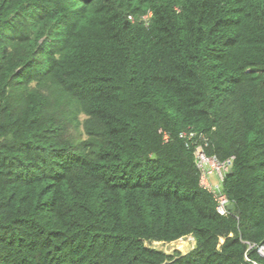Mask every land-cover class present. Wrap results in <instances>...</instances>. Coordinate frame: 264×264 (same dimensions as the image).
Instances as JSON below:
<instances>
[{
    "label": "trees",
    "instance_id": "1",
    "mask_svg": "<svg viewBox=\"0 0 264 264\" xmlns=\"http://www.w3.org/2000/svg\"><path fill=\"white\" fill-rule=\"evenodd\" d=\"M200 134L235 157L226 215L199 184ZM188 236L185 254L152 246ZM249 242L264 0H0V264H250Z\"/></svg>",
    "mask_w": 264,
    "mask_h": 264
},
{
    "label": "built area",
    "instance_id": "2",
    "mask_svg": "<svg viewBox=\"0 0 264 264\" xmlns=\"http://www.w3.org/2000/svg\"><path fill=\"white\" fill-rule=\"evenodd\" d=\"M131 19V17H129ZM181 137H185L186 133L182 132L180 134ZM195 136V134L190 131L188 133V141L190 139H192ZM164 140L167 141L168 140V135L164 134ZM190 143H188L187 141L185 142V146L189 147ZM204 145H207L206 142V138L204 137L203 134H200L197 138V140L195 141V157H196V166L199 170V174H200V182L201 184H203L206 188L210 189L211 186L207 180V175L212 173L213 171L216 172L218 174V176L222 179L223 177V172L227 170L228 166L231 164L232 160H233V156H231L230 158L219 162L217 161V159L214 156H207L204 150ZM225 202L226 199L225 198H220L219 201V205L217 206V210L220 214L225 215L228 211L225 207ZM249 250H256L257 253L264 258V242L257 244V243H248L247 244V249L244 255V259L248 262H250L251 264H259L257 261L251 260L248 256V251Z\"/></svg>",
    "mask_w": 264,
    "mask_h": 264
},
{
    "label": "bare ground",
    "instance_id": "3",
    "mask_svg": "<svg viewBox=\"0 0 264 264\" xmlns=\"http://www.w3.org/2000/svg\"><path fill=\"white\" fill-rule=\"evenodd\" d=\"M182 132H180V134H181ZM186 133V136L188 137V133L189 132H185ZM194 134H195V132H193ZM164 134H166V133H164ZM180 134H179V137H181L180 136ZM168 135V134H167ZM163 138H164V135H163ZM181 138H183V137H181ZM164 140V139H163ZM165 141V140H164ZM169 141V135H168V140L167 141H165V142H168ZM194 151H195V146H194ZM206 153V152H205ZM195 155V154H194ZM207 155V154H206ZM207 156H209V157H211L210 155H207ZM233 157H234V155H232ZM231 157V156H230ZM230 157H228V158H230ZM228 158H226V159H228ZM235 158V157H234ZM234 158H233V160H234ZM217 159V158H216ZM226 159H224V160H226ZM224 160H222V161H224ZM233 160H232V162H233ZM196 157H195V165H196ZM217 161H219L218 159H217ZM222 161H219V162H222ZM232 162H231V164H232ZM231 164L228 166V168H227V170L226 171H224L223 172V177H222V179L218 176V174L216 173V172H212V173H210V174H208L207 175V180H208V182H209V184H210V186H211V188L210 189H208V188H206L203 184H201V182H200V174H199V184L201 185V187L202 188H204V189H206L208 192H210V193H212L213 194V197H214V199L216 200V202H217V206L219 205V201H220V198H225L226 199V202H225V207H226V209H227V211H229V209H228V207H227V205L229 204V203H231V202H229L228 201V199H227V197L225 196V194H223L222 193V187H221V183H222V181H223V179H224V174L226 173V172H228V169L231 167ZM196 168H197V166H196ZM197 170H198V168H197ZM232 170V169H231ZM198 173H199V170H198ZM211 174H215L216 175V178H217V180H218V183H214L213 185L210 183V181H209V175H211ZM219 189V191H217ZM216 209H217V207H216ZM217 212H218V210H217ZM219 213V212H218ZM228 213V212H227ZM226 213V214H227ZM220 214V213H219ZM225 214V215H226ZM222 215V214H221ZM188 238H191L192 240H193V244H195V239L192 237V236H188ZM250 243V242H249ZM261 243H263V242H261ZM258 244H260V243H258ZM256 251V250H255ZM256 253H257V251H256ZM258 254V253H257ZM259 255V254H258ZM260 256V255H259ZM261 257V256H260ZM263 258V257H262ZM245 260V259H244ZM259 263V262H258ZM251 264V263H250ZM260 264V263H259Z\"/></svg>",
    "mask_w": 264,
    "mask_h": 264
},
{
    "label": "rangeland",
    "instance_id": "4",
    "mask_svg": "<svg viewBox=\"0 0 264 264\" xmlns=\"http://www.w3.org/2000/svg\"><path fill=\"white\" fill-rule=\"evenodd\" d=\"M209 181L213 185L218 183L215 174L209 175ZM219 191V189L217 190ZM193 240L191 238H181L172 242H154L152 246L164 250L168 254L174 253L175 249L181 251L183 254L187 253L193 246Z\"/></svg>",
    "mask_w": 264,
    "mask_h": 264
},
{
    "label": "water",
    "instance_id": "5",
    "mask_svg": "<svg viewBox=\"0 0 264 264\" xmlns=\"http://www.w3.org/2000/svg\"><path fill=\"white\" fill-rule=\"evenodd\" d=\"M231 167L228 169V172H230L231 171ZM227 207H228V209L229 210H231V209H233V207H234V204L233 203H229L228 205H227ZM169 262H165V264H168Z\"/></svg>",
    "mask_w": 264,
    "mask_h": 264
},
{
    "label": "clouds",
    "instance_id": "6",
    "mask_svg": "<svg viewBox=\"0 0 264 264\" xmlns=\"http://www.w3.org/2000/svg\"><path fill=\"white\" fill-rule=\"evenodd\" d=\"M129 17H131V16H129ZM131 19H132V17H131Z\"/></svg>",
    "mask_w": 264,
    "mask_h": 264
}]
</instances>
